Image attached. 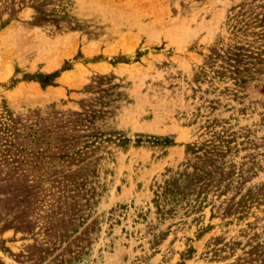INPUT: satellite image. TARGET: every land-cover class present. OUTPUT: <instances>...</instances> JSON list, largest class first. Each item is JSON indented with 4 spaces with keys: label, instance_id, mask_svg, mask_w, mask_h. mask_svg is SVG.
<instances>
[{
    "label": "rangeland",
    "instance_id": "374dc122",
    "mask_svg": "<svg viewBox=\"0 0 264 264\" xmlns=\"http://www.w3.org/2000/svg\"><path fill=\"white\" fill-rule=\"evenodd\" d=\"M0 131V264H264V0H0Z\"/></svg>",
    "mask_w": 264,
    "mask_h": 264
},
{
    "label": "trees",
    "instance_id": "16d2710c",
    "mask_svg": "<svg viewBox=\"0 0 264 264\" xmlns=\"http://www.w3.org/2000/svg\"><path fill=\"white\" fill-rule=\"evenodd\" d=\"M57 77V72H55L53 75H46L44 77H40L37 79V81L41 84H50L53 80V78ZM30 80H33V79H30ZM3 130H9L6 126L4 127ZM4 134L3 132L0 131V134ZM1 141V140H0ZM1 153H0V159H1Z\"/></svg>",
    "mask_w": 264,
    "mask_h": 264
},
{
    "label": "crops",
    "instance_id": "0c3cea01",
    "mask_svg": "<svg viewBox=\"0 0 264 264\" xmlns=\"http://www.w3.org/2000/svg\"><path fill=\"white\" fill-rule=\"evenodd\" d=\"M6 237H8V234H4V233H1L0 232V239H4V238H6ZM3 254V251L0 249V256Z\"/></svg>",
    "mask_w": 264,
    "mask_h": 264
}]
</instances>
